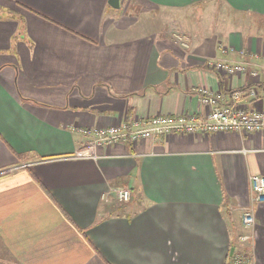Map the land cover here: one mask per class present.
Listing matches in <instances>:
<instances>
[{
  "label": "crops",
  "instance_id": "obj_1",
  "mask_svg": "<svg viewBox=\"0 0 264 264\" xmlns=\"http://www.w3.org/2000/svg\"><path fill=\"white\" fill-rule=\"evenodd\" d=\"M109 2L0 0L1 249L16 264H229L253 208L264 264L250 186L264 176V131L134 139L156 116L205 120L202 90L264 106V0ZM159 11L178 19L140 25ZM111 127L119 141L83 158L93 139L78 130Z\"/></svg>",
  "mask_w": 264,
  "mask_h": 264
},
{
  "label": "built area",
  "instance_id": "obj_2",
  "mask_svg": "<svg viewBox=\"0 0 264 264\" xmlns=\"http://www.w3.org/2000/svg\"><path fill=\"white\" fill-rule=\"evenodd\" d=\"M185 48H189L185 38L178 39ZM226 52L224 48H221ZM208 67L227 76L249 74L253 78L259 76L258 70H249L246 65L230 63L226 61H210ZM256 89L251 91L256 96ZM241 94H232V103H228L225 95L214 93L209 90L201 91V103L209 109L205 120L198 119L195 115L156 116L149 120L146 128H142L141 122L135 123L140 129L134 133V139L149 138L157 135H170L173 133L205 134L233 132L238 134H250L264 131V106L261 109L247 110L239 105ZM82 135L91 137L92 144L83 158H96L94 151L103 145H115L121 138V128L111 127L108 129H79ZM253 204L264 203V176H252L250 179ZM118 199L123 203H129L132 193L129 189L117 191ZM244 226L249 229V234L239 238L243 246L241 250L235 251L230 256L229 264H255L254 257V229L256 227V216L253 208L244 212ZM244 246L246 249H244Z\"/></svg>",
  "mask_w": 264,
  "mask_h": 264
},
{
  "label": "rangeland",
  "instance_id": "obj_3",
  "mask_svg": "<svg viewBox=\"0 0 264 264\" xmlns=\"http://www.w3.org/2000/svg\"><path fill=\"white\" fill-rule=\"evenodd\" d=\"M126 5V4H125ZM209 3L202 5V8L206 9L208 8ZM201 8V7H200ZM174 16V13L172 11L169 12H163V11H159V12H155V13H151V14H146V15H140L138 18L140 19V25L144 26V24H148L151 28H155L156 29H163L164 31L168 28H166L168 25V23H166V20H173V19H178L177 17H172ZM244 249H246V247L244 246ZM0 264H16L15 261L6 253L4 252L1 247H0Z\"/></svg>",
  "mask_w": 264,
  "mask_h": 264
},
{
  "label": "water",
  "instance_id": "obj_4",
  "mask_svg": "<svg viewBox=\"0 0 264 264\" xmlns=\"http://www.w3.org/2000/svg\"><path fill=\"white\" fill-rule=\"evenodd\" d=\"M109 4L113 9H120L121 0H110ZM234 252H235V249H232L230 256H232Z\"/></svg>",
  "mask_w": 264,
  "mask_h": 264
}]
</instances>
